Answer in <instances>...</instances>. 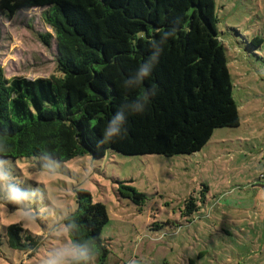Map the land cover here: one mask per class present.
Masks as SVG:
<instances>
[{
	"label": "rangeland",
	"instance_id": "374dc122",
	"mask_svg": "<svg viewBox=\"0 0 264 264\" xmlns=\"http://www.w3.org/2000/svg\"><path fill=\"white\" fill-rule=\"evenodd\" d=\"M215 6L238 126L215 128L189 154L125 155L107 149L101 156L78 155L62 161L51 178L40 172L37 156L10 158L21 181L42 188L41 207L76 208L78 189L105 206L103 264H264V0H215ZM44 9L0 12V65L6 77L56 72L54 34ZM46 32L49 44L40 37ZM90 160L94 167L85 181ZM122 181L141 193L139 204L119 195ZM190 196L197 205L192 211L186 207ZM18 215L15 205L0 200V264H42L47 250L60 242L58 217L41 215L29 223ZM11 223L39 239L34 250L8 245L5 231Z\"/></svg>",
	"mask_w": 264,
	"mask_h": 264
},
{
	"label": "trees",
	"instance_id": "16d2710c",
	"mask_svg": "<svg viewBox=\"0 0 264 264\" xmlns=\"http://www.w3.org/2000/svg\"><path fill=\"white\" fill-rule=\"evenodd\" d=\"M38 6L45 7L43 19L53 30L56 72L9 78L0 65V128L9 133L0 139L9 145V158L38 156L45 147L61 162L86 153L101 156L107 149L189 154L215 128L238 126L215 0H0L7 16ZM173 28L150 76L140 87L125 88L123 81L147 58L151 40ZM40 37L49 44L51 33ZM144 87L156 91L145 111L129 114L121 134L106 139L109 118ZM117 192L141 201V193L123 181ZM76 194L81 234L95 239V260L103 264L105 206L86 189ZM187 200L190 211L197 208L191 196ZM5 232L13 249L34 250L40 242L16 223Z\"/></svg>",
	"mask_w": 264,
	"mask_h": 264
},
{
	"label": "clouds",
	"instance_id": "9594fccd",
	"mask_svg": "<svg viewBox=\"0 0 264 264\" xmlns=\"http://www.w3.org/2000/svg\"><path fill=\"white\" fill-rule=\"evenodd\" d=\"M174 34L175 29L173 28V30L164 31L159 39L151 40V50L147 58L123 81L125 88L132 89L142 85L157 64L163 45ZM155 94V89L144 87L138 99L121 104L107 121L104 137L112 139L119 136L127 116L133 113H143ZM8 135L7 130L0 128V138ZM8 151L9 145L0 139V200L15 205L19 210L18 219L20 220L31 223L38 216L55 214L58 217L57 223L61 225L57 230V239L60 242L47 250L42 264H95L97 256L95 239L81 234L83 229L78 222L76 209L68 206L41 207L45 200L42 188L38 184H26L14 174L15 166L12 160L5 155ZM37 160L40 172L49 178L56 176L62 168V162L47 147L39 150ZM93 167V162L90 160L82 173L85 181ZM129 264H138V262L130 260Z\"/></svg>",
	"mask_w": 264,
	"mask_h": 264
}]
</instances>
